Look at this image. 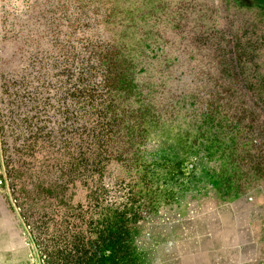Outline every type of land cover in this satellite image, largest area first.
<instances>
[{"label":"rangeland","instance_id":"1","mask_svg":"<svg viewBox=\"0 0 264 264\" xmlns=\"http://www.w3.org/2000/svg\"><path fill=\"white\" fill-rule=\"evenodd\" d=\"M0 264H264V0H0Z\"/></svg>","mask_w":264,"mask_h":264},{"label":"trees","instance_id":"2","mask_svg":"<svg viewBox=\"0 0 264 264\" xmlns=\"http://www.w3.org/2000/svg\"><path fill=\"white\" fill-rule=\"evenodd\" d=\"M106 50V53H104ZM104 51L101 52V55L103 54V57L99 61L100 64L105 65V74L104 77L101 80V84L103 85V89L101 90V84L98 82H89L94 77H91L90 75H82V95L84 98L88 99V95H90L93 98V105L95 100H100L98 106L99 109V117L104 118L102 128H100L99 136L100 141H102V145L106 146V140L109 138V134L111 131H109V123L107 122V119L109 117L110 109L113 107V91L115 89V84L117 82V79L119 78V71L118 68L114 64V58L112 56L111 48L106 47ZM111 54V55H110ZM91 77V78H90ZM90 78V79H89ZM89 80V81H88ZM89 82V83H87ZM98 84V85H97ZM95 97V98H94ZM104 108V109H101ZM107 122V125H106ZM106 135H108V138H106ZM100 168H105V166H100ZM134 195V192H133ZM134 199V196H133ZM134 201V200H133ZM141 206H139L140 208Z\"/></svg>","mask_w":264,"mask_h":264}]
</instances>
